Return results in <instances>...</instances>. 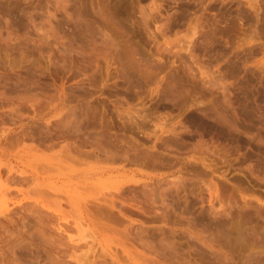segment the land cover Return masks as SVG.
Instances as JSON below:
<instances>
[{"label": "rangeland", "instance_id": "obj_1", "mask_svg": "<svg viewBox=\"0 0 264 264\" xmlns=\"http://www.w3.org/2000/svg\"><path fill=\"white\" fill-rule=\"evenodd\" d=\"M0 264H264V0H0Z\"/></svg>", "mask_w": 264, "mask_h": 264}, {"label": "bare ground", "instance_id": "obj_2", "mask_svg": "<svg viewBox=\"0 0 264 264\" xmlns=\"http://www.w3.org/2000/svg\"><path fill=\"white\" fill-rule=\"evenodd\" d=\"M81 236H82V239H83V240H85V239L88 238L86 235H84V232L81 233Z\"/></svg>", "mask_w": 264, "mask_h": 264}]
</instances>
